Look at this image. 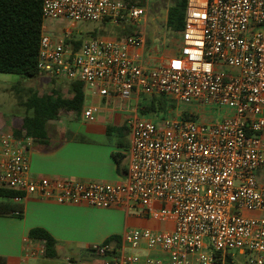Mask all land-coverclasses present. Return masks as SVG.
<instances>
[{
	"label": "built area",
	"instance_id": "obj_1",
	"mask_svg": "<svg viewBox=\"0 0 264 264\" xmlns=\"http://www.w3.org/2000/svg\"><path fill=\"white\" fill-rule=\"evenodd\" d=\"M46 21H111L135 26L122 39L97 37L75 50L72 31L42 32L38 69L51 78L84 84L92 94L124 102L164 96L174 103L229 112L203 122L179 113L162 123L135 115L127 120L131 144L127 178L119 183L82 182L30 174L33 138L0 130V190L58 205L95 209L139 208L171 223L165 232L133 229L125 248L88 250L78 264H264V0H188L178 53L157 65L143 55L147 36L137 24L144 6L122 0H40ZM177 110L174 109V111ZM98 107L84 112L94 121ZM21 215L20 211L14 213ZM26 257L45 256V241L28 240ZM158 250L145 258L126 248ZM239 255L247 256L244 263ZM69 264L72 261H68Z\"/></svg>",
	"mask_w": 264,
	"mask_h": 264
},
{
	"label": "crops",
	"instance_id": "obj_2",
	"mask_svg": "<svg viewBox=\"0 0 264 264\" xmlns=\"http://www.w3.org/2000/svg\"><path fill=\"white\" fill-rule=\"evenodd\" d=\"M142 19L147 22L146 16ZM43 31L51 34L45 23ZM142 53L152 63L160 65L178 51L161 55L158 48H149L147 43ZM39 78L43 83L42 88L47 90H36L45 94L56 91L65 98L74 96L73 84L77 81L47 75ZM84 94L80 113L60 112L56 119L48 122L43 138H33L29 154L32 176L105 183H119L127 178V154L131 144L127 120L139 115V109L136 107L131 115L127 112L129 101L92 95L85 86ZM140 97L135 96L133 100L139 103ZM92 106L98 107L94 121L84 117L85 110ZM22 118L23 114L9 121H0V130L13 132L17 120ZM125 134L129 139L126 140ZM118 153L126 156L121 168L115 159ZM21 205V216L0 215V264H69V260L71 264H78L81 260L96 258L88 250L94 244L108 245L113 254L125 248L124 236L130 230L165 232L173 229L171 223L142 215L137 207L130 210L121 207L95 209L85 205H58L41 201L35 196L25 198ZM34 229H43L55 239L57 257H26L27 241L31 240L35 245L42 241L30 237ZM77 249L83 250V257L79 260L74 257ZM125 251L142 259L167 257L158 250H148L144 246L139 249L126 248Z\"/></svg>",
	"mask_w": 264,
	"mask_h": 264
},
{
	"label": "trees",
	"instance_id": "obj_3",
	"mask_svg": "<svg viewBox=\"0 0 264 264\" xmlns=\"http://www.w3.org/2000/svg\"><path fill=\"white\" fill-rule=\"evenodd\" d=\"M129 5L144 6L147 0H122ZM188 0H172L167 14L166 27L173 33L181 35L185 28ZM44 19L40 0H0V73L18 75L35 79L41 76L38 69L40 41L43 32ZM124 36H130L133 30H124ZM75 50L80 49L83 41L73 40ZM16 86V85H15ZM13 86L17 92L20 89ZM74 96L65 98L56 91L45 94L30 88L27 97L21 105L26 113L22 120H17L13 133L16 137L23 134L32 138H43L46 135L47 124L56 119L60 112H78L83 109L85 94L84 84H73ZM146 107L139 106V113H160L164 118L169 116L170 109H176V104L164 96L154 95L148 99ZM189 118L188 114L184 115ZM126 156L115 154L119 168ZM23 194L11 190H0V215L14 214L20 211L22 205L15 198ZM20 215V216H21ZM33 240H43L46 245L45 257L55 258V239L43 229H34L30 233ZM109 241L106 242L108 244Z\"/></svg>",
	"mask_w": 264,
	"mask_h": 264
},
{
	"label": "rangeland",
	"instance_id": "obj_4",
	"mask_svg": "<svg viewBox=\"0 0 264 264\" xmlns=\"http://www.w3.org/2000/svg\"><path fill=\"white\" fill-rule=\"evenodd\" d=\"M171 5L172 0H149L148 11L145 15L147 22L142 19L137 24V28L147 36L148 47L158 48L161 55L166 54L167 52L174 54L178 51L180 36L179 34L171 32L166 27L167 14ZM45 24L50 29V33L53 36H59L62 31L70 29L72 31V38L77 41H83L84 43L97 37L122 39L124 37V30L127 28L129 30L136 29L135 26L122 24L116 25L111 21L80 22L74 27H72V24L66 20L46 21ZM39 80V77L29 79L18 75L0 73V121H9L14 117H19L26 113V109L21 105V102L26 99L27 91L30 88L46 89L42 88L43 83ZM13 86L20 89L19 92H17ZM47 88L50 87L47 86ZM151 98H153V96L142 95L139 103L133 99L130 100L127 112L132 115L136 107H146L149 104L148 99ZM175 104L177 110L174 111V108L170 109V116H174L178 113L181 116L188 114L194 119L203 122H214L229 114L226 110H218V108L212 106H206L205 110H203V108L197 109L195 106H187L183 104L178 105V103ZM139 117L152 120L155 123H162L166 119L160 113H146L143 115L139 113ZM124 137L126 140L129 139L126 134ZM258 176L260 182L264 183V171H258ZM82 252V249L76 250L74 254L76 260L83 257ZM234 253L237 256L238 261L241 263H244L248 258V255H239L240 252L238 250H235Z\"/></svg>",
	"mask_w": 264,
	"mask_h": 264
}]
</instances>
